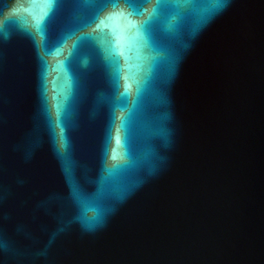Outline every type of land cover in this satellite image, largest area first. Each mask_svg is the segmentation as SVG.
<instances>
[{
	"label": "water",
	"instance_id": "95a60500",
	"mask_svg": "<svg viewBox=\"0 0 264 264\" xmlns=\"http://www.w3.org/2000/svg\"><path fill=\"white\" fill-rule=\"evenodd\" d=\"M0 264H264V0H0Z\"/></svg>",
	"mask_w": 264,
	"mask_h": 264
},
{
	"label": "snow or ice",
	"instance_id": "6c2138e0",
	"mask_svg": "<svg viewBox=\"0 0 264 264\" xmlns=\"http://www.w3.org/2000/svg\"><path fill=\"white\" fill-rule=\"evenodd\" d=\"M117 17H118L119 19H121L122 21L126 22L128 28L135 27L134 25L131 24L130 21L127 20V17L124 15V13H122V12H121V13H118V14H117ZM117 17H111V16H110V17L106 18V20L111 21L112 19H115V18H117ZM100 23H104V22L102 21V22H100Z\"/></svg>",
	"mask_w": 264,
	"mask_h": 264
}]
</instances>
